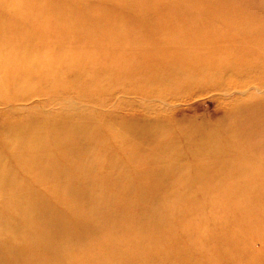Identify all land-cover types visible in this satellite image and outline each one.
<instances>
[{
    "label": "rangeland",
    "instance_id": "obj_1",
    "mask_svg": "<svg viewBox=\"0 0 264 264\" xmlns=\"http://www.w3.org/2000/svg\"><path fill=\"white\" fill-rule=\"evenodd\" d=\"M263 41L264 0H0V264H264Z\"/></svg>",
    "mask_w": 264,
    "mask_h": 264
},
{
    "label": "bare ground",
    "instance_id": "obj_2",
    "mask_svg": "<svg viewBox=\"0 0 264 264\" xmlns=\"http://www.w3.org/2000/svg\"><path fill=\"white\" fill-rule=\"evenodd\" d=\"M235 21H236V25H237V27H238V31H236V37L242 42V41H244V40H247L246 38L248 37L247 35L249 34H252L253 36L255 35H259L260 34V36H261V33H259L260 32V29H258L259 30V32H257V26L255 25V23H253L254 25H252V23H251V19H249V17H247V16H243V15H240L239 17H237L236 19H235ZM179 24V23H178ZM256 33H258V34H256ZM198 34V33H197ZM200 35V34H199ZM201 36V35H200ZM251 36V35H250ZM252 39V38H251ZM259 39V38H258ZM249 40V39H248ZM256 40V39H255ZM254 40V38H253V40L252 41H255ZM190 41V40H189ZM194 41V40H193ZM197 41V40H196ZM228 42H230V41H228ZM250 42V41H249ZM256 42V41H255ZM259 42V41H258ZM264 42V41H263ZM190 43V42H189ZM222 43V42H221ZM191 44V43H190ZM213 44V43H212ZM247 44V43H246ZM250 44V43H249ZM253 44H255V43H253ZM260 44V43H259ZM196 45V44H195ZM194 45V46H195ZM242 45V44H241ZM245 45V44H244ZM257 45V44H256ZM244 47V46H243ZM264 48V47H263ZM257 49V48H256ZM209 52V51H208ZM211 56V55H210ZM203 57H204V55H203ZM260 58V57H259ZM201 59V58H200ZM249 60V59H248ZM258 62V61H257ZM262 62V61H261ZM213 63H216V62H213ZM219 65V64H218ZM252 65V64H251ZM4 66V65H3ZM252 66H254V65H252ZM220 67V66H219ZM218 67V68H219ZM231 67V66H230ZM260 67V66H259ZM1 69L3 68L2 66L0 67ZM7 68V67H6ZM217 68V69H218ZM227 68V67H226ZM3 69H5V66H4V68ZM2 69V70H3ZM242 69V68H241ZM254 69V68H253ZM6 70V69H5ZM235 70V69H234ZM12 71V70H11ZM6 72V71H5ZM8 72V71H7ZM6 72V73H7ZM224 72V71H223ZM235 73V72H234ZM259 81V80H258ZM257 85V84H256ZM259 85V84H258ZM242 86V85H241ZM260 87H261V84L259 85ZM250 87V86H249ZM263 87V86H262ZM251 88V87H250ZM254 88V90H256V92H259L260 91V94H261V91H263V90H260L259 88H257V86H254L253 87ZM223 89V88H222ZM248 89V88H247ZM264 89V88H263ZM225 90H227V89H225ZM246 90V89H245ZM253 90V89H252ZM247 91V90H246ZM238 92V91H237ZM245 92V91H244ZM241 93V92H240ZM253 95V94H252ZM254 97V96H253ZM251 98V97H250ZM255 102V101H254ZM259 102L260 101H257V103L254 105L253 104V102H251L254 106H256V105H258L259 104ZM264 102V101H263ZM250 103V104H251ZM261 103H262V100H261ZM249 105V104H248ZM261 105V104H260ZM252 106V105H251ZM253 106V107H254ZM250 107V106H249ZM249 107H247L248 109H249ZM252 107V108H253ZM262 107H264V105H262L260 108H262ZM246 108V107H245ZM254 108H257V107H254ZM248 112V111H247ZM46 116V115H45ZM48 117V116H47ZM46 117V118H47ZM45 118V117H44ZM50 118V117H49ZM67 120H68V118H66ZM70 119V118H69ZM68 121H70V120H68ZM86 123V122H85ZM110 123V122H109ZM69 124V123H68ZM74 124V123H73ZM87 124V123H86ZM77 126V125H76ZM84 126V125H83ZM107 126V125H106ZM78 127V126H77ZM82 127V126H81ZM83 128V127H82ZM89 128V127H88ZM88 128H86V129H88ZM73 129H74V127H73ZM72 129V130H73ZM106 129H107V127H106ZM76 130H78L79 132H80V130H83V129H81V128H79V129H77L76 128ZM145 131H147L146 129H144ZM159 130H162V129H159ZM99 131V130H98ZM138 131V130H137ZM75 132V131H74ZM161 132V131H160ZM63 133V132H62ZM81 133V132H80ZM138 133V132H137ZM183 133V132H182ZM83 134V133H82ZM90 134V133H89ZM146 134V133H145ZM181 134V133H180ZM184 134V133H183ZM74 135V134H73ZM96 135H97V133H96ZM160 135V134H159ZM84 136V135H83ZM143 136V135H142ZM144 136H146V135H144ZM158 136V135H157ZM181 136H182V134H181ZM74 137V136H73ZM81 137V136H80ZM92 137V136H91ZM133 137V136H132ZM35 138H37V137H35ZM88 138H90V137H88ZM93 138V137H92ZM95 138V137H94ZM93 138V139H94ZM134 138H136V136L134 135ZM147 138V137H146ZM164 138V137H163ZM87 139V138H86ZM91 139V138H90ZM93 139L92 140H90L91 142L93 141ZM106 139V138H105ZM104 139V140H105ZM78 140H80V139H78ZM98 140V138L96 139V140H94V141H97ZM104 140H103V142H104ZM130 140V139H129ZM138 140V139H137ZM89 141V140H88ZM88 141H86L87 143H88ZM94 141L92 142V143H90V144H93L94 143ZM107 141V140H106ZM122 141V140H121ZM128 141V140H127ZM133 141V143H135V141H134V139L132 140ZM150 141V140H149ZM162 141H163V139H162ZM86 142H84L83 141V143H86ZM98 142H101V140H99ZM44 143V142H43ZM59 143H60V140L58 141H54V144L58 147L59 146ZM78 143V142H77ZM86 143V144H87ZM169 143H170V141H169ZM95 144V143H94ZM97 144V143H96ZM95 144V145H96ZM165 144V143H164ZM2 145V144H1ZM72 145V144H71ZM75 145H76V143L74 144V145H72V146H74L75 147ZM79 145V144H78ZM89 145V144H88ZM98 145V144H97ZM142 146V145H141ZM140 146V147H141ZM161 146V145H160ZM166 146V145H165ZM170 146H172V144L170 145ZM2 147V146H1ZM76 147H77V145H76ZM75 147V148H76ZM84 147H85V145H84ZM167 147V146H166ZM54 149H59V148H54ZM80 150V149H79ZM144 151V150H143ZM82 152V151H81ZM80 151H79V153H81ZM0 155H2V154H0ZM89 156H91V155H89ZM89 158V157H88ZM112 158V157H111ZM3 158L0 156V166H1V162L3 161L2 160ZM6 159V158H5ZM101 160V159H100ZM108 160H110V158L108 159ZM112 160V159H111ZM115 160V159H114ZM108 162H110V161H108ZM138 164V163H137ZM83 165H84V163H83ZM96 167H97V164H96ZM94 168V167H93ZM95 170V169H94ZM98 170H100V167L98 168ZM123 171V170H122ZM3 172V168L2 167H0V173H2ZM97 172V171H96ZM116 172H121L120 170L118 171H116ZM134 172V171H133ZM93 173V172H92ZM122 173V172H121ZM115 174V173H114ZM2 175H0V177H1ZM102 176V175H101ZM100 176V177H101ZM112 176H113V174H112ZM102 178V177H101ZM105 178V177H104ZM110 178V177H109ZM106 179V178H105ZM104 179V180H105ZM110 180V179H109ZM112 180V179H111ZM115 182V181H114ZM0 183L2 184V186H6L7 187V189H8V192H9V189H11L10 191L13 193V192H16L15 194H18L17 193V189H16V185H14V184H12V182H11V180L10 181H6V179H0ZM85 183V182H84ZM86 184V183H85ZM119 184V183H118ZM65 184H63V183H60V186H64ZM111 186V185H110ZM118 186V185H117ZM112 187H113V185H112ZM116 187V186H115ZM112 189V188H111ZM113 189H115L114 187H113ZM14 190V191H13ZM67 190V189H66ZM87 190H88V188L85 190V191H80V201L83 203V206H84V208H85V205H86V207H87V204L84 202L85 200H87V197L89 198H93L91 195H89V194H87ZM68 191V190H67ZM5 192L4 191H1L0 190V196H2L3 194H4ZM19 197H22V199L23 198H25V197H23V196H21V194H20V196ZM6 198V197H5ZM33 199V198H32ZM189 199V198H188ZM84 200V201H83ZM44 201H46V199H41V201H40V203H41V206L42 205H44ZM8 200L6 199L5 200V203L8 205ZM90 201H88V203H89ZM40 203H39V205H40ZM135 205V204H134ZM138 205V204H137ZM142 205V204H141ZM15 205H13V207L12 208H15L16 209V207H14ZM130 206V205H129ZM148 206V205H147ZM228 206H230V205H228ZM133 207V206H132ZM138 207V206H137ZM27 208H28V210L30 211V213H34L33 214V217H34V219L39 223L38 225H41L40 227H41V229L43 230V229H45V231L47 230V232L46 233H48L49 235H50V233L51 234H53V233H55V232H58V228H57V226L61 223V222H57V224H55V225H52V226H50V227H48V228H46L45 226H44V222L43 223H40V221H42V220H44V219H49L50 220V218H51V213L49 212V210L47 209V208H43V207H39L38 208V210H39V212H36L35 213V211H34V205L31 203L30 204V200H29V202H28V205H27ZM42 208V212L40 213V209ZM84 208H83V210H84ZM133 208H135V207H133ZM86 209V208H85ZM136 209V208H135ZM138 209V208H137ZM87 211H89V210H87ZM90 212V211H89ZM17 214H20V212H17ZM140 215H141V212H140ZM151 215V214H150ZM155 216V215H154ZM106 217V216H105ZM122 221V220H121ZM43 227V228H42ZM17 228H18V226H17ZM17 228H13V230H14V233H16L17 231L19 232V233H21V231L22 230H17ZM15 230H17L16 232H15ZM23 238H24V240H23V244L25 245V242H28L27 240H26V236L24 237L23 235H21ZM51 236V235H50ZM28 240H30L29 238H28ZM31 245L33 244L32 242L30 243ZM42 244H44V245H46L47 247L45 248V252H50L51 250V246L47 243V242H43ZM57 261H59V260H57V259H55V258H53L52 256L48 259V260H44V262L43 263H51V264H54L55 262H57ZM40 264V263H39ZM57 264V263H56ZM59 264V263H58Z\"/></svg>",
    "mask_w": 264,
    "mask_h": 264
}]
</instances>
